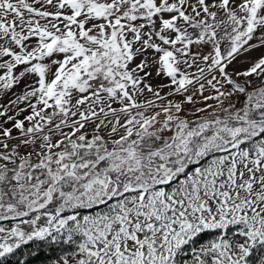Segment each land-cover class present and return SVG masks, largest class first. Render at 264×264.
I'll list each match as a JSON object with an SVG mask.
<instances>
[{"label": "snow or ice", "instance_id": "obj_1", "mask_svg": "<svg viewBox=\"0 0 264 264\" xmlns=\"http://www.w3.org/2000/svg\"><path fill=\"white\" fill-rule=\"evenodd\" d=\"M0 264H264V0H0Z\"/></svg>", "mask_w": 264, "mask_h": 264}, {"label": "trees", "instance_id": "obj_2", "mask_svg": "<svg viewBox=\"0 0 264 264\" xmlns=\"http://www.w3.org/2000/svg\"><path fill=\"white\" fill-rule=\"evenodd\" d=\"M48 255H51V253H48Z\"/></svg>", "mask_w": 264, "mask_h": 264}]
</instances>
